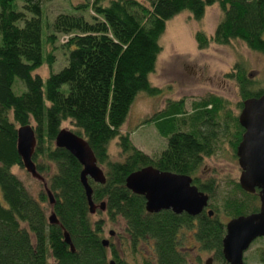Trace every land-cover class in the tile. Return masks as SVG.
I'll use <instances>...</instances> for the list:
<instances>
[{"label": "trees", "instance_id": "1", "mask_svg": "<svg viewBox=\"0 0 264 264\" xmlns=\"http://www.w3.org/2000/svg\"><path fill=\"white\" fill-rule=\"evenodd\" d=\"M21 1L17 10L14 0H0V264H109L110 260L128 264L112 242L102 244L105 222L91 219L79 181L80 164L66 150L54 146L64 121H70L73 131L87 141L103 170L104 183L87 180L91 200L97 205L104 203V209L98 210L109 223L121 224V240L132 253L143 252L142 264H200L198 257L190 261L189 251L183 248L187 232L201 250L212 252L213 261L223 264L225 222L213 211L208 215L203 210L195 216L165 209L149 213L143 196L124 185L129 173L146 165L193 175L201 161L198 153L204 150L200 139L208 131L214 133L216 97L192 103L188 121L180 125L175 122L184 116L180 102H171L158 113L152 124L166 142L154 157L134 147L119 128L135 96L155 90L148 75L154 69L158 40L169 19L188 11L199 20L207 7L217 5L219 23L210 39L195 34L198 48L209 40L218 44L239 40L249 50L264 53V0H79L75 8L93 12L91 16L88 13V20L63 13L49 23L42 0ZM43 19L49 33H44L42 41ZM57 34L68 36L62 43L66 64L41 78L34 72L43 63L51 68L53 56L45 52L44 45L54 44ZM235 69L226 77L235 79L242 99L264 93L263 89L250 91L248 77L238 65ZM229 119L237 124V116ZM30 121L36 141L31 159L37 172L41 175L49 170L43 158L55 166V172L44 179L53 198L48 208L43 204L48 202L44 189L32 195L10 172L12 166L22 168L15 150L16 129ZM204 121L211 123L210 128H200ZM114 138L120 160H110L107 153ZM195 185L209 198L213 196L212 181ZM256 192H244L236 181L222 202L228 220L254 212ZM254 201L257 203L250 205ZM50 211L57 225L48 223ZM62 230L69 235L73 251L63 241ZM256 256L264 264V247Z\"/></svg>", "mask_w": 264, "mask_h": 264}, {"label": "rangeland", "instance_id": "2", "mask_svg": "<svg viewBox=\"0 0 264 264\" xmlns=\"http://www.w3.org/2000/svg\"><path fill=\"white\" fill-rule=\"evenodd\" d=\"M78 1L42 0V11L46 22H51L57 14L63 13L79 14L88 20V13L90 16L93 15L92 10L86 11L75 8L79 4ZM86 1L82 0V3ZM14 2L16 3V9L20 10L22 1L14 0ZM105 3L103 1L102 4ZM220 17L221 12L218 6L212 5L205 9L199 20L193 19L188 11H181L165 23V28L158 40L160 50L155 66L148 75L150 87L155 90L153 93L140 92L135 96L126 119L119 128V133L128 135L131 144L143 153L151 157L157 156L164 148L165 140L157 135L152 119L171 102H180L182 109L186 113H191L193 110L192 103L207 96L209 98L216 97L219 101L217 103L218 117L214 120L213 131L217 133L220 153L204 156L194 175H197L200 179H213L216 182L214 194L208 199L205 211H213L218 219L226 223L228 217L223 209L222 202L228 192L234 189V183L237 181L240 170L236 159L226 149L228 148L227 144L222 145L223 140L220 132L226 131L228 126L229 129L232 128L233 122L231 119L228 120V117H235L238 114L239 102L242 99L235 79L226 77V75L231 72L234 73L236 65H238L250 81V91L264 90V53L249 50L239 40H230L226 44H218L209 40L203 48H198L195 34L200 32L210 39ZM44 33H49V30H47L43 19L42 41ZM66 36L57 34L54 44L47 43L44 45L45 52L51 53L53 56L52 66L49 68L46 63H43L34 72L35 74L45 78L49 70L57 72L66 64L65 55L67 52L62 45L68 37ZM44 56L45 54H43ZM17 82H19L20 89L23 91V85L20 84L19 80ZM227 112L230 115L226 114ZM185 119L186 117H178L175 122L180 125ZM29 124L33 126L31 121ZM186 126L187 123H184L183 130L187 129ZM60 127L74 129L70 121L62 122ZM117 141V138H114L109 141L107 146L110 160H120L122 158ZM43 160L49 167L47 172L41 173V176L46 179L55 172V166L52 162H47L44 158ZM38 161L42 162L40 159ZM10 172L22 182L32 195H36L38 191L43 190L42 183L30 176L23 167L12 166ZM256 203L255 201L254 203L250 202V205ZM43 204L45 208L49 207L47 201ZM98 211L96 208L94 213L91 214V219L102 218L104 220L103 238L112 242L116 248L118 247L126 263L142 264L143 252L132 253L125 242L121 240L123 235L121 224L109 223L104 213ZM109 231H112L111 235ZM190 236L191 233L187 232L183 248L189 251L190 261L195 262V258L198 257L200 264H203L207 257H212V252L201 250ZM259 239L261 238L252 241L247 248L248 250L244 251L243 261L246 264H259L256 252L259 248L264 247V239L258 241ZM213 264L221 263L213 261Z\"/></svg>", "mask_w": 264, "mask_h": 264}, {"label": "water", "instance_id": "3", "mask_svg": "<svg viewBox=\"0 0 264 264\" xmlns=\"http://www.w3.org/2000/svg\"><path fill=\"white\" fill-rule=\"evenodd\" d=\"M237 121L244 130L236 146L240 169L237 183L244 192L255 193L257 190L259 206L256 211L237 215L225 223L221 240L223 264H242L244 251L253 240L264 236V93L242 101ZM35 143L34 129L30 124L17 127L15 150L21 165L30 176L42 183L48 204L51 205L52 195L31 159ZM53 143L55 147L66 150L80 164L79 181L84 189L89 213H94L96 208L103 210L102 201L96 205L91 200V188L87 183L88 178L99 184L105 181L103 170L97 164L87 141L73 130L60 127ZM124 185L132 193L143 196L144 208L149 213L165 209L175 214L184 212L195 216L208 203V195L191 184L189 175L159 170L151 165L129 173L124 179ZM207 213L211 215L212 211L207 210ZM47 221L49 224H58L52 211L49 212ZM62 237L70 251H73L65 230H62ZM102 244L106 246L107 240H103ZM109 264L115 263L110 260ZM203 264H213L212 257H207Z\"/></svg>", "mask_w": 264, "mask_h": 264}, {"label": "flooded vegetation", "instance_id": "4", "mask_svg": "<svg viewBox=\"0 0 264 264\" xmlns=\"http://www.w3.org/2000/svg\"><path fill=\"white\" fill-rule=\"evenodd\" d=\"M208 99H209V96L203 98L202 101L203 100H208ZM243 100L244 99H241V106L238 109L239 111H240V109L242 107V101ZM239 111H238V114H239ZM238 114L236 116H238ZM182 115H184L183 118L184 117L187 118V116H190V113H186L184 111ZM185 120H187V119H185ZM204 122H206V121H204ZM203 124L204 125L200 127L202 130H203L202 127H209L210 128V124H211L210 122H206V123H203ZM178 130H179V128H178ZM243 131H244L243 128L238 124V121H237V124L236 123H232V128L229 129V126H228V129L226 131L220 132L221 139L223 140L222 145L227 144L228 148H226V149L229 151L230 155H232L236 159V162H237L236 146H237L238 142L240 141V138H241V135H242ZM208 132L209 133H207L205 137H202V139H200L201 140L200 143H203L204 144V150L202 152L198 153V156H199L200 159H202L204 156H211V155H213L215 153H220V143L218 141V137L216 136L217 133L211 134L210 131H208ZM164 140H165V138H164ZM204 141H207V142L204 143ZM196 172L197 171H195V173ZM194 174L190 176L191 177V184H193L194 186H196L195 184H197L198 182L205 183V182H211V181H212L213 185L216 186V182L213 179H206V180L205 179H200L197 175H194ZM196 188H197V186H196ZM208 199H209V197H208ZM258 206H259V202H258L257 208H258ZM204 210H205V208H204ZM258 238H261V239L258 240V241H260V240L264 239V236L263 237H258ZM258 238H256V239H258ZM255 240H253V242ZM258 241H256V242H258ZM243 259H244V257H243Z\"/></svg>", "mask_w": 264, "mask_h": 264}]
</instances>
